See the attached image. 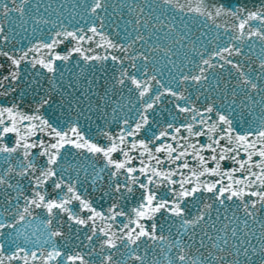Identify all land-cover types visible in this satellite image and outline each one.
<instances>
[{
	"label": "snow or ice",
	"instance_id": "obj_1",
	"mask_svg": "<svg viewBox=\"0 0 264 264\" xmlns=\"http://www.w3.org/2000/svg\"><path fill=\"white\" fill-rule=\"evenodd\" d=\"M53 5L0 0V264H264V7Z\"/></svg>",
	"mask_w": 264,
	"mask_h": 264
},
{
	"label": "water",
	"instance_id": "obj_2",
	"mask_svg": "<svg viewBox=\"0 0 264 264\" xmlns=\"http://www.w3.org/2000/svg\"><path fill=\"white\" fill-rule=\"evenodd\" d=\"M34 2H35V0H34ZM41 2H42V4H44V3H47L48 0H41ZM61 2H62V0H54L53 6L56 7ZM72 2H75V0H69V7H71ZM181 2L183 3L184 0H181ZM215 2L216 3H223V4L227 5L230 10L236 9L238 7H247L250 10H255L256 8L264 7V0H215ZM193 7H195V3H193ZM42 11H43V8L41 7V12ZM13 15H17V14H13ZM168 15H169L170 19L172 16H176V19L173 21V25L177 28V31H180V29H183L184 25L186 23L188 25L189 29H191L192 33H198L199 31H203L206 33V35L209 39L214 37L217 33H219L222 41L227 40L228 36L231 35V33H228V34L224 33L223 24H222L221 28L216 29L212 26L211 20L205 21L204 17L198 16V15L189 14V15L184 16L183 20H181L179 18L181 15L180 13L169 12ZM205 23H207V25H208L207 28L202 27ZM255 23L256 22H253V24H255ZM230 24H231V21H229V25ZM20 31H21V35L19 37H17V40L19 42V46H21V47L27 46L29 41L32 40L31 26L29 25V31L28 32H23V30H20ZM248 43H252V42L249 41ZM243 48H244V52L247 53L248 47L246 44L243 45ZM258 49H259V45H257V50ZM75 60H76V58L74 57L73 61L70 63V65H69V67H67V69H65L64 65H61V70L64 71V74H65V82L66 83L70 82L73 79V77H77L79 74H81L82 69H83V72L85 75H87L90 71L86 66L83 65L82 62H81V67H77L75 64ZM97 75H99V72H97ZM87 78L90 79L91 76L88 75ZM80 79H81V83L83 84L85 82L84 77L81 76ZM43 86L45 88L48 87L47 81H43ZM35 98L39 99V97H35ZM58 99L59 98L56 96L53 97L54 101H56ZM26 100L27 101L33 100V95L31 94V92L29 93ZM125 102H127V97L125 98ZM58 114H59V109L57 108V105L55 103L52 105V108L49 109L46 113V115H58ZM161 117L170 118V117H168V113L166 111L161 113L160 115H158L157 119H161ZM81 122L84 123L83 121H81ZM96 124L102 125L103 120L95 119V123L93 124V128H95ZM241 215H242V213H241ZM261 216H264V213H261ZM45 220H46V218L43 215L39 216L38 220L36 221V225L42 226V222ZM256 227H258V226H256ZM65 231H67V228L65 229ZM197 231H199V229H197ZM32 239L33 240H37V239L43 240L44 239L39 228L36 231V235L33 236ZM45 247H48V246L45 245ZM33 250L39 251L38 248L33 249Z\"/></svg>",
	"mask_w": 264,
	"mask_h": 264
}]
</instances>
